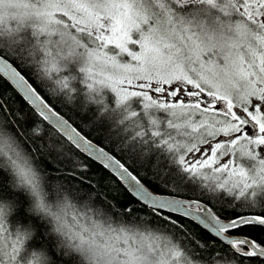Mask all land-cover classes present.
I'll return each instance as SVG.
<instances>
[{
    "label": "snow or ice",
    "instance_id": "1",
    "mask_svg": "<svg viewBox=\"0 0 264 264\" xmlns=\"http://www.w3.org/2000/svg\"><path fill=\"white\" fill-rule=\"evenodd\" d=\"M0 76V264H264V0H0Z\"/></svg>",
    "mask_w": 264,
    "mask_h": 264
},
{
    "label": "trees",
    "instance_id": "2",
    "mask_svg": "<svg viewBox=\"0 0 264 264\" xmlns=\"http://www.w3.org/2000/svg\"><path fill=\"white\" fill-rule=\"evenodd\" d=\"M27 78V77H26ZM0 81H2L4 83V86L7 88V90L9 92H11L13 95H16V98L18 101H20V106H21V110L22 112H26L29 115L30 121L32 118H36V119H42L39 118L38 116L34 117V113L33 110L30 108L29 105H27L25 102H23L22 100H20V97L17 95L15 89L2 77L0 76ZM30 82L33 83V86L35 87V83L33 81L30 80ZM42 95H44V93H41ZM47 102H49L50 104L55 105V109L57 111H59L62 115H65V118H70V122H74V124H80L83 126V121L81 120V117L79 114H73L69 109L64 108L63 106L59 105L54 99L45 97ZM44 125L46 128H48V130H51L50 126L47 125V122H44ZM95 135V133H93V136ZM91 138V137H89ZM95 143H97L100 146H103V144L99 141L94 140ZM94 172H100L103 171V175L105 177H111V179L116 181V184L119 188L124 189L123 184L109 171H104L102 169V167L99 165V163L97 162L94 166L93 169ZM102 191H106L108 193V195L111 197L112 195V190L111 189H102Z\"/></svg>",
    "mask_w": 264,
    "mask_h": 264
},
{
    "label": "water",
    "instance_id": "3",
    "mask_svg": "<svg viewBox=\"0 0 264 264\" xmlns=\"http://www.w3.org/2000/svg\"><path fill=\"white\" fill-rule=\"evenodd\" d=\"M6 81H7V79L5 78V77H3ZM10 85H11V82H9V81H7ZM13 88H14V86L13 85H11ZM62 115V114H61ZM67 119V118H66ZM95 143V142H94ZM98 146H100V145H98ZM114 175V174H113ZM115 176V175H114ZM117 178V177H116ZM118 179V178H117ZM119 180V179H118ZM121 182V181H120ZM122 184H123V182H121ZM124 186V185H123ZM125 187V186H124Z\"/></svg>",
    "mask_w": 264,
    "mask_h": 264
}]
</instances>
